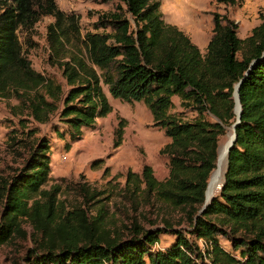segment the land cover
<instances>
[{
    "label": "trees",
    "instance_id": "trees-1",
    "mask_svg": "<svg viewBox=\"0 0 264 264\" xmlns=\"http://www.w3.org/2000/svg\"><path fill=\"white\" fill-rule=\"evenodd\" d=\"M115 1L112 10L98 15L94 32L81 34L77 15L58 9L53 0H0V98L15 101L12 113L21 126L47 123L56 113L68 144L110 113L103 88L122 102H141L168 138L158 151L167 157V176L157 180L147 164L139 173L127 171L121 198L133 212L138 197L148 208L166 209L155 220L140 216L153 228L144 227L136 213L121 231L106 224L102 205L90 213L88 202L99 194L79 185L82 203L60 211L56 187L41 188L49 147L40 138L28 146L20 168L0 176V244L25 238L20 227L25 221L32 241L22 259L26 264H264V21L239 38L235 22L210 12L211 35L201 54L187 34L163 20L158 0ZM208 1L224 6L242 2ZM41 16L52 18L46 26V62L59 70L63 83L32 67L17 35ZM67 45L78 50L67 54ZM238 82L234 142L222 182L204 202L217 165L218 138L235 122ZM173 97L181 111H172ZM185 110L195 117L184 119ZM122 128L120 120L115 147ZM169 210L178 212L175 221ZM173 222L184 223V229L172 228ZM160 234L172 235V243L155 248Z\"/></svg>",
    "mask_w": 264,
    "mask_h": 264
},
{
    "label": "rangeland",
    "instance_id": "rangeland-1",
    "mask_svg": "<svg viewBox=\"0 0 264 264\" xmlns=\"http://www.w3.org/2000/svg\"><path fill=\"white\" fill-rule=\"evenodd\" d=\"M158 1L163 20L187 34L201 54L204 53L205 45L211 35L210 12L225 14L228 19L235 22L236 35L239 38L248 35L252 27L264 21V0H242L237 6H224L208 0ZM53 2L58 9L77 15L81 34L86 31L94 32L92 24L98 15L112 10L116 3L115 0L104 3L100 0H53ZM51 21L50 16H41L30 30L26 32L18 29L17 35L32 67L43 75L51 76L63 83L59 70L46 62L48 47L45 34L46 26ZM73 50L77 51L78 48L75 45L66 46L67 54ZM103 90L111 106L110 113L97 118L94 126L85 128L80 137L71 141V144L65 141V134L62 132L64 125L58 121L56 113L50 116L47 123L38 124L30 121L21 126L17 121L18 116L12 113L11 107L15 101L0 98V176L7 178L15 169L20 168L28 155V146L32 147L36 139L44 138L49 147V170L47 180L41 188L50 190L56 187L54 197L60 211L80 205L82 200L77 193L78 186L86 185L88 189L99 194L93 202H88L90 213L96 214L102 205L104 220L109 227H119L122 231L121 225L126 224L128 219L137 213L138 220L144 227L153 228L140 216L144 215L150 220H155V214H160L159 210L166 207L154 205V208H148L142 198L138 197L136 200L138 207L136 212H133L130 203L121 198L123 191L120 189L125 183L126 172L139 173L143 164L151 167L157 180L167 176V157L159 154L158 151L168 142V138L154 126L148 110L141 102L128 104L110 97L105 88ZM172 102L174 104L172 111L182 110L178 106L176 97L172 98ZM195 115V112L185 110L182 117L191 120ZM120 120L123 127L122 134L119 145L115 147L114 132ZM32 128L35 132L29 136L27 131ZM56 129L62 133V137ZM231 130L232 127H225L224 134L218 138L219 150ZM12 136L15 140L21 139V142L14 144L11 140ZM62 155H66L65 160L61 159ZM94 201L99 203L96 204ZM169 213L173 217L172 221H175L178 212L169 210ZM156 225L160 226L156 223L154 227ZM20 227L25 233V238L16 236L0 244V264H26L22 259L26 250L32 246L29 236L31 227L25 221L20 223ZM184 227V223L173 222L174 229H184ZM121 233L125 234L124 231ZM187 237L202 247L200 240H195L189 235ZM173 239L172 235L160 234L158 243L154 247L165 248ZM220 243L225 248L229 247V243L222 239Z\"/></svg>",
    "mask_w": 264,
    "mask_h": 264
},
{
    "label": "bare ground",
    "instance_id": "bare-ground-1",
    "mask_svg": "<svg viewBox=\"0 0 264 264\" xmlns=\"http://www.w3.org/2000/svg\"><path fill=\"white\" fill-rule=\"evenodd\" d=\"M234 113H237V105L234 109ZM233 140V129L231 130L230 133H228L227 139L225 140V143L222 145V147L218 148V160H217V170H215L210 178L209 185L207 186L208 189L207 192L205 193V201H209V199L212 197V195L215 193V191L218 189L222 177H223V172L225 169V164H226V155H227V150L232 143Z\"/></svg>",
    "mask_w": 264,
    "mask_h": 264
},
{
    "label": "water",
    "instance_id": "water-1",
    "mask_svg": "<svg viewBox=\"0 0 264 264\" xmlns=\"http://www.w3.org/2000/svg\"><path fill=\"white\" fill-rule=\"evenodd\" d=\"M238 85H239V82L235 85L234 92H233V100H234L233 113H234V108L236 107V105H237V113L235 114V122L231 125V127L233 129V140H232V143L230 144L228 150L232 147V144L234 142V138H235L234 128L236 126V123L238 122L239 113H240V107H239V104H238L237 93H236L237 92V89H238ZM228 150H227V152H228ZM204 194H205V192H204ZM204 202H206V201L204 200Z\"/></svg>",
    "mask_w": 264,
    "mask_h": 264
},
{
    "label": "built area",
    "instance_id": "built-area-1",
    "mask_svg": "<svg viewBox=\"0 0 264 264\" xmlns=\"http://www.w3.org/2000/svg\"><path fill=\"white\" fill-rule=\"evenodd\" d=\"M61 159H62V160H65V159H66V155H62V156H61Z\"/></svg>",
    "mask_w": 264,
    "mask_h": 264
}]
</instances>
